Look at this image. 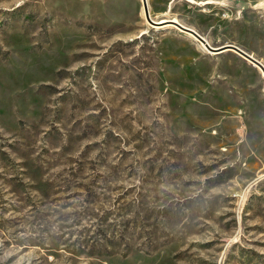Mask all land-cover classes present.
<instances>
[{
    "label": "rangeland",
    "instance_id": "obj_1",
    "mask_svg": "<svg viewBox=\"0 0 264 264\" xmlns=\"http://www.w3.org/2000/svg\"><path fill=\"white\" fill-rule=\"evenodd\" d=\"M148 6L264 64V0ZM0 264H264L261 70L142 0H0Z\"/></svg>",
    "mask_w": 264,
    "mask_h": 264
},
{
    "label": "water",
    "instance_id": "obj_2",
    "mask_svg": "<svg viewBox=\"0 0 264 264\" xmlns=\"http://www.w3.org/2000/svg\"><path fill=\"white\" fill-rule=\"evenodd\" d=\"M142 2H143V9H144L145 17L151 25H153L155 27H160V26L167 25V24L175 26L176 28L180 29L181 31L193 35L200 43L205 45L206 48L210 52L220 53V52L225 51V50H233L238 55L245 58L247 61L251 62L254 66L260 68L264 74V64L261 61H259L258 59H256L255 57H253L252 55H250L249 53H247L246 51H244L243 49H241L240 47L232 45V44H228V45L221 46L219 48H214V47L210 46V44L206 41V39L203 36H201L198 32H196L195 30H193L189 27L182 25L181 23H179L177 21L167 20L168 21L167 24H160L161 23L160 21L152 20V18L150 16L147 0H142Z\"/></svg>",
    "mask_w": 264,
    "mask_h": 264
},
{
    "label": "bare ground",
    "instance_id": "obj_3",
    "mask_svg": "<svg viewBox=\"0 0 264 264\" xmlns=\"http://www.w3.org/2000/svg\"><path fill=\"white\" fill-rule=\"evenodd\" d=\"M147 2H148V0H147ZM210 2L208 1L206 4H209ZM149 7V6H148ZM150 12V11H149ZM151 16V15H150ZM174 21H176V20H174ZM167 20H165V19H163V20H161V23L160 24H167ZM168 25V24H167ZM163 26H166V25H163ZM163 26H160V27H163ZM189 35H191V34H189ZM193 36V35H192ZM194 37V36H193ZM195 38V37H194ZM196 39V38H195ZM197 40V39H196ZM207 41V40H206ZM208 42V41H207ZM209 43V42H208ZM202 44V43H201ZM202 46L205 48V49H207L206 48V46L205 45H203L202 44ZM211 46V45H210ZM208 50V49H207ZM209 51V50H208ZM256 67V66H255ZM258 68V67H257ZM259 70H261L260 68H259ZM261 72H262V70H261ZM263 73V72H262ZM264 75V74H263Z\"/></svg>",
    "mask_w": 264,
    "mask_h": 264
},
{
    "label": "crops",
    "instance_id": "obj_4",
    "mask_svg": "<svg viewBox=\"0 0 264 264\" xmlns=\"http://www.w3.org/2000/svg\"><path fill=\"white\" fill-rule=\"evenodd\" d=\"M183 25V24H182ZM185 26V25H184ZM175 27V26H174ZM178 29V28H177ZM192 29V28H191ZM180 30V29H179ZM194 30V29H193ZM183 32V31H182ZM197 32V31H196ZM186 33V32H185ZM189 35V33H187ZM236 46V45H235ZM229 51H233V50H225V51H222L220 53H225V52H229ZM212 53V52H211ZM220 53H214V54H220Z\"/></svg>",
    "mask_w": 264,
    "mask_h": 264
}]
</instances>
